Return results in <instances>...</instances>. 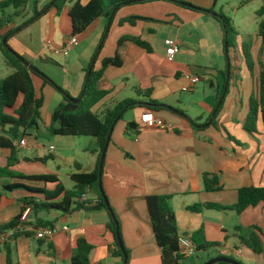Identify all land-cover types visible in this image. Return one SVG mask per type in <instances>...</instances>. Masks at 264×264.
Returning <instances> with one entry per match:
<instances>
[{"label": "crops", "instance_id": "crops-1", "mask_svg": "<svg viewBox=\"0 0 264 264\" xmlns=\"http://www.w3.org/2000/svg\"><path fill=\"white\" fill-rule=\"evenodd\" d=\"M36 1L40 11L49 5L50 9L33 24H41L45 34L56 35L66 47L69 39L74 37L70 17L72 4H68L58 13L53 7L54 2L52 3L55 0H33V8ZM80 1L86 5L91 0ZM185 1L203 9H211L215 0ZM255 1L261 8L264 6L263 0H253L242 3L241 8L251 6ZM157 4L160 5H152L146 11L137 8V5L121 8L108 32L112 37L109 51L103 54L102 46L95 64L96 70H100L103 60L115 57L117 51L123 59L122 67H109L105 70L99 86L101 90L108 92V95L93 108L94 113L103 115L108 109L126 100H135L138 103L134 108L123 111L113 128L102 176L104 192L118 219L122 240L129 252L127 264H163L162 251L149 219L147 198L150 196L170 197L171 208L177 215L179 237H192L194 233L204 229L206 241L217 246L214 251L202 252L208 257L204 262L198 258L199 264H205L217 257L243 260L247 264H264V252L255 255L241 244V239L247 238L252 229L258 228L262 232L264 248V202L246 209L241 214L206 209L195 213L189 210L191 207L207 204L231 209L238 203V193L241 189H264L262 114L258 119L257 133L249 134L244 129L250 112L251 98L259 93L264 66V41L259 36V26L264 21V16L261 22H257L258 32L253 39L238 36L237 49L232 50L234 58L232 63L230 59L231 79L227 85L222 75L228 70V61L220 24L211 17L184 7L179 9L174 3L158 1ZM133 17L141 20L134 26L129 23L121 25V21ZM175 19L180 23L178 33L174 35V39L167 35L165 41L175 40L180 46V52L175 61L169 63L166 60L165 42L161 52L156 51L149 36L154 33L152 22L158 20L168 23ZM108 24L107 19L101 18L88 30L95 28L101 32ZM187 27H192L189 31L191 36L193 33L202 35L201 39L197 38V45L192 46L181 38V30ZM125 36L141 38L151 45L153 52L148 53L131 42L125 43L119 49V41ZM76 39L78 48V36ZM201 40H204L206 47L201 46ZM12 41L10 42L13 50L34 63L41 62L45 73L48 71L47 66H55L62 73L56 78L51 74L46 75L64 93L45 84L41 78L34 77L40 80L38 85L34 80V84L38 97L44 99L43 108L48 103L54 112L64 102L65 94L72 99L81 97L86 70L91 65L96 50L91 51L85 58H63L60 65L46 56L47 49L50 52V42L47 47L33 51L16 40ZM247 42H250L251 46L253 72L250 71L244 56L243 49ZM195 49L205 53L213 67L211 70L197 69L190 62L195 55ZM217 68L220 69L218 72L215 70ZM191 76H199L201 81L205 80L210 84V89L204 92L203 100H199L197 96H187L196 92V85H190L188 80ZM184 88H189L190 91L183 92ZM39 92L46 93V96ZM222 93L225 100L216 118V128L212 125L211 117ZM150 100L156 104H151ZM147 112H152L157 119L163 121L165 128L150 127L142 123L141 118ZM189 119L197 121L201 126L193 128ZM2 135L0 127V137ZM25 140L26 148H19L18 143L21 140L14 141L20 152L36 150L38 144L30 145L27 137ZM95 148L96 140L93 139L87 149L90 155L87 166L74 160L72 165L77 171L74 174L94 172L98 161V155L92 152ZM54 150L51 146L48 155L34 157L21 155L19 152V162L11 170L26 176L56 175L62 182L57 172L35 174L31 170L33 166L46 164L49 160H62V156L53 154ZM9 156V151L0 148L1 169L7 167ZM48 157L44 162L39 161ZM205 174L219 175L223 190L207 192L203 182ZM17 184L32 189L45 188L42 183L0 177V227L12 223L23 214L18 225L23 229L37 232L42 229L38 226V220H42L50 223L51 228H57L58 232L45 240H39L36 234L32 237H13L10 230L0 231V264H72L76 243L81 238L94 248L90 256L91 264H124L114 255L117 239L108 228L112 218L106 211L81 210L70 215L59 211L35 212L32 206H28L23 200L34 199L40 202L43 201V196L25 188L8 189ZM87 199L95 201L97 197L90 194ZM65 228H68V231H64Z\"/></svg>", "mask_w": 264, "mask_h": 264}, {"label": "trees", "instance_id": "trees-1", "mask_svg": "<svg viewBox=\"0 0 264 264\" xmlns=\"http://www.w3.org/2000/svg\"><path fill=\"white\" fill-rule=\"evenodd\" d=\"M155 1L174 3L193 12L213 18L221 26L224 43H227L229 52L230 50L237 49V39L239 34L231 19H229L223 12H215L214 7L211 9H203L194 6L185 0H91L86 5L82 4L80 0H55L53 7L57 9L58 13H60L65 6L72 4L70 10L73 27L72 35L76 37L85 33L101 18H105L109 21L107 29L110 30L113 24V19L117 12L123 7ZM218 1L219 0L214 1L215 6ZM251 1L253 0H243V4ZM29 2L30 0H6L0 3V41L4 39L1 32L14 23L16 19L25 16ZM179 3H183L184 5H180ZM9 9H13L14 12L8 14L7 11ZM49 9L50 5L40 11L38 9V1H36L33 8V16L28 24H33L39 18L44 16ZM113 13L114 17L111 19ZM259 15L261 17L264 16V6L260 9ZM138 20H141V18H128L121 21V25L129 23L134 26ZM12 36L13 34L10 33L8 34L5 43L0 42V51L3 53L8 66L14 71L9 77L0 82V127L3 132V135L0 137V148L9 151L10 153L7 167L4 169L0 168V177L45 184V188L43 189H32L21 184L8 187L9 190L25 188L34 194L42 195L43 201L40 202H37L34 199L23 200L25 204L32 206L35 212L59 211L65 215H70L81 210H104L110 214L104 201V198L108 199V197L105 194L104 189L101 191L99 187V165L101 155L106 141L116 124L117 118L123 111L134 108L138 103L135 100H126L116 105L114 108L108 109L103 115L94 113L93 108L108 95V92L101 90L99 86L105 70L109 67L119 68L123 66V59L120 52L117 51L113 58L103 60L102 68L100 70H96V67L94 66L89 76L90 67L94 61L96 64L101 51L98 53L96 52L91 65L86 70V79L80 97L81 101L75 104L71 101L72 98L65 94L64 102L61 103L52 114L50 132L53 135L73 138L91 137L96 140V148L92 150L94 154L98 155L96 169L92 173L73 174L71 176L73 187L72 189H67L56 175L26 176L11 170V168L19 162L18 156L20 150L14 145V141L25 139L28 136L27 133L29 130L39 129L41 109L44 105V99L43 97L39 98L37 95L34 77L41 78L45 84L51 85L64 93V91L45 74L37 68L30 67L26 59L9 46V40ZM259 36L264 41V21L259 26ZM127 42H131L132 44L146 50L148 53L153 52V49L148 42L143 41L141 38L131 36H125L119 41V49ZM243 50L247 65L250 71L253 72L254 61L251 53V46L246 44L244 45ZM226 56L228 63H230L229 54H226ZM231 70L232 65L229 74H231ZM229 74L228 70H225L222 73L227 85H229L231 79V77L229 78ZM224 100V94L222 93L215 113L211 117L212 125L216 128H218L216 118L223 108ZM150 102L151 104H156L153 100H150ZM261 114L264 121V66H262L259 93L258 95L253 96L250 101V112L244 123L245 131L249 134H255L258 132L257 123ZM189 123L195 129H197L198 126H201L197 121L191 119H189ZM48 159L49 157L39 161L44 162ZM203 182L205 190L209 193L220 192L223 190L220 183V177L217 174H205L203 176ZM90 194L97 197L96 202L92 200H83L84 197H87ZM262 202H264V189L243 188L238 193V203L231 209H224L216 204H207L204 206H194L189 210L195 213H200L206 209L234 211L237 214H241L246 209L255 207ZM147 208L157 244L162 251L163 264H182L183 259L178 256L179 233L177 228V215L171 208L170 197L150 196L147 198ZM22 213H24V210ZM22 215L16 218L12 223L0 227V231L12 230L19 227L18 225L23 218ZM38 226L40 228H48L51 224L38 220ZM108 228L116 239L117 227L112 219L108 224ZM34 234H36L35 231L18 232L15 233L13 237L18 235L32 237ZM261 237L262 232L258 228H254L250 231L247 238L241 239V244L253 254L261 255L264 252ZM192 240L198 248V254L202 252L208 253L217 248L216 245H212L206 241L204 229H200L194 233ZM115 246L116 250L114 255L124 262V256L119 248L117 240H115ZM93 249V246L84 238L79 239L74 250L72 264H91L90 256ZM127 254L129 257L128 251ZM7 258L9 261V253L7 254Z\"/></svg>", "mask_w": 264, "mask_h": 264}, {"label": "rangeland", "instance_id": "rangeland-1", "mask_svg": "<svg viewBox=\"0 0 264 264\" xmlns=\"http://www.w3.org/2000/svg\"><path fill=\"white\" fill-rule=\"evenodd\" d=\"M6 0H0L1 2H4ZM54 1H52L53 3ZM158 1L150 2V3H144V4H136L137 8L143 9L146 11L149 7L152 5H160L157 4ZM243 3V0H219L218 3L215 6V3L213 5L215 12H223L229 19L232 20L233 25L235 29L237 30L238 34L241 35V37H246L248 40H251L254 38L255 34L258 32V25L257 22H261L262 17L259 15V11L261 8V5L257 4L258 2L255 1L254 4L251 6H248L246 8H241V5ZM193 4V3H191ZM175 5V4H173ZM194 6H197L193 4ZM179 9H184L180 6H175ZM212 7V8H213ZM33 0L30 1L26 14L22 18H18L12 23L9 27L5 28L1 35L4 36V39L0 42L5 41L7 39L8 34L12 33L13 36L10 38L9 42H13L12 40H16L20 44L26 46L30 50H37L38 48L47 47V43L50 42L51 45L57 49L60 53L52 55L48 49L46 52V56L55 62L62 65L63 58L66 59H76V58H85V56L89 55V53L96 52L98 53L100 51V48L105 44L103 49V54L107 53L109 51L112 37L109 36L107 32L108 29L106 27H103V31L98 32L95 30V28H92L91 30H87L90 32L83 33L81 36H78L79 39V47L74 46L70 49L67 56H64V53L62 52L65 49V45L62 44V40L58 38L56 35H47L45 34L43 30V26L41 24H28L29 20L33 16ZM13 9H9L7 11L8 14L13 13ZM41 25V26H40ZM179 21L176 19L172 22H162V21H154L151 23V28L153 29L154 33H151L149 36L150 39L153 42L154 48L156 51L161 52L162 48L164 47L165 39L167 38V35H171L170 38L174 39V35L178 33L179 28ZM192 27H187L181 30L180 36L182 39H185L188 43H190L192 46L197 45L199 41L197 38L201 39L200 37L202 35H196L193 33V36L190 35L189 31L192 30ZM32 36H34V41H32ZM109 36V37H107ZM9 43V46L11 47L12 43ZM203 43L201 46L204 48L206 47V43H204V40H201ZM248 45H250V42H247ZM198 47V46H197ZM224 49V45L222 46ZM195 55L193 56L192 60L188 58V60H191L190 62L194 64L197 69H206L208 68L211 70L213 67L209 64L208 57L205 56V53L202 54L197 49H195ZM213 53V50L211 51ZM233 51L231 50L229 53V57L231 59V63L233 62ZM26 58V57H25ZM221 58V56H220ZM222 59V58H221ZM60 60V61H59ZM28 65L30 67L37 68L39 71H41L43 74H51L53 77L56 78V76H59L58 74L61 73L58 68L55 66H47V72L43 71L45 67L42 65L41 62H33L31 59H26ZM220 68V67H219ZM219 68L215 69L217 72L220 70ZM13 69H11L6 59L3 55V53L0 51V82L7 77H9L13 73ZM62 74V73H61ZM48 77V75H46ZM49 78V77H48ZM35 83L38 85L40 80L38 78H34ZM196 92L195 94H189L188 97L197 96L199 100H203V96L205 91H208L210 89V84L202 80L198 85H196ZM39 94L45 95L46 93L42 92ZM48 98V97H47ZM78 99V98H77ZM53 114V109L51 110L50 104L47 103V105L44 106L43 109H41V120L39 123V129L38 130H29L27 133V138L29 140L30 145L38 144L36 150L34 151H27V150H21V155H26L30 157L34 156H44L49 154V149L51 146L54 147L53 154L62 156V160H49L46 164H39L35 165L31 168V170L35 174H48L49 172H57L59 173V176L66 186L67 189H72L73 182L70 179V176L77 171L75 170L73 164V161L87 166L88 159L90 157L88 148L92 142L91 137H82V138H73V137H63V136H55L50 132V126H51V116ZM214 254H210V256H213ZM206 254L199 253L195 258L192 259H186L182 261V264H199L200 261H198V258L201 259V262H204L207 259ZM239 262H242L243 264H247L243 260H239Z\"/></svg>", "mask_w": 264, "mask_h": 264}, {"label": "built area", "instance_id": "built-area-1", "mask_svg": "<svg viewBox=\"0 0 264 264\" xmlns=\"http://www.w3.org/2000/svg\"><path fill=\"white\" fill-rule=\"evenodd\" d=\"M77 45V39L76 37H72L69 39L65 49L62 51L64 55H68L71 48ZM166 46V60L169 63H173L175 61L176 55L180 52V46L179 44L172 39H168L165 41ZM49 49L50 52L53 54H59L60 52L55 49L50 43H49ZM188 80L190 82V85L195 86L198 83H200L201 79L199 76H191L188 77ZM189 88H184L183 92H189ZM142 123L146 124L150 127H158V128H165V124L163 121L157 119L152 112L145 113L141 118ZM19 148H26L27 142L25 139L19 141L18 143ZM84 201H87V197L83 198ZM96 202V200H95ZM26 231H33L32 229H23L22 227H17L15 229L10 230L11 235L13 236L15 233L18 232H26ZM64 231H68V228H65ZM58 232L57 228H42L41 230L36 232V237L39 240H45L48 237L52 236ZM1 239V238H0ZM179 243V251L178 256L183 259H192L195 258L198 255V248L195 245V243L192 240V237L189 236H180L178 239Z\"/></svg>", "mask_w": 264, "mask_h": 264}, {"label": "water", "instance_id": "water-1", "mask_svg": "<svg viewBox=\"0 0 264 264\" xmlns=\"http://www.w3.org/2000/svg\"><path fill=\"white\" fill-rule=\"evenodd\" d=\"M179 4L180 5H184L183 3H179ZM113 17H114V13H113L111 19H113ZM108 31H109V29H108ZM6 40L7 39H5L4 43L6 42ZM101 48H100V50H101ZM225 51H226V54H229V49H228L227 43H225ZM94 66H95V61L92 63V65L90 67L89 76H90V74H91ZM230 68H231V63H228V74L230 73ZM71 101L73 103L77 104V103H79L81 101V99L80 98L79 99H76V100L72 99ZM120 118H121V115L117 118L116 122ZM112 132H113V130L111 131V133H110V135H109V137H108V139L106 141L105 147H104L103 152H102V155H101L100 165H99V180H100L99 187H100L101 191H103L102 176H103L104 162H105V157H106L107 149H108V146H109V143H110V139H111ZM104 201H105L106 207L108 208V210L110 212L111 218H112L113 222L115 223V225L117 227L116 239H117L119 248L122 251L123 256H124V264H127L129 257H128V254H127L125 245H124L123 240H122V237H121L118 219H117L116 215L114 214V212L111 209L109 200L107 198H104ZM219 263H225V264H241V263H239L236 260H233V259H230V258H225V257H217V258H214V259L208 261L205 264H219Z\"/></svg>", "mask_w": 264, "mask_h": 264}]
</instances>
